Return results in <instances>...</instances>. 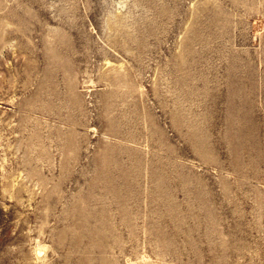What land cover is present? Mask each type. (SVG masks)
<instances>
[{
	"label": "rangeland",
	"instance_id": "obj_1",
	"mask_svg": "<svg viewBox=\"0 0 264 264\" xmlns=\"http://www.w3.org/2000/svg\"><path fill=\"white\" fill-rule=\"evenodd\" d=\"M0 264H264V0H0Z\"/></svg>",
	"mask_w": 264,
	"mask_h": 264
}]
</instances>
